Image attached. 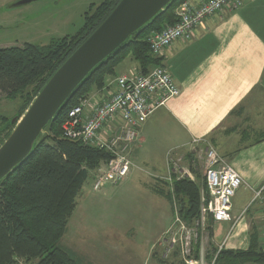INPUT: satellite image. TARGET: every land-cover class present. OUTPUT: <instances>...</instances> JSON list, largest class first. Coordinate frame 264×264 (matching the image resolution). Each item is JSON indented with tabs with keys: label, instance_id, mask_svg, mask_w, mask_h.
<instances>
[{
	"label": "crops",
	"instance_id": "1",
	"mask_svg": "<svg viewBox=\"0 0 264 264\" xmlns=\"http://www.w3.org/2000/svg\"><path fill=\"white\" fill-rule=\"evenodd\" d=\"M256 1L244 0L242 6L233 12L206 18L190 41H176L165 50L160 64L170 72L180 95L149 116L130 155L132 164V158L149 162L161 157L162 161L170 151L176 153L174 159L182 157L187 153L180 155V152L187 148L189 161L193 160L192 157L201 158L200 176H197L201 184L203 151L206 145H210L238 172L242 184L231 201L230 215L236 225L230 235L226 238L231 223H215L208 218L207 232L216 248L226 238L224 248L245 250L251 230L259 233L260 245L264 242V213L258 206H250L244 212L252 198V190L264 181V140L258 142L264 132V35L261 32L264 31V21H254ZM133 70H137V65L130 69ZM130 71L115 77L127 75ZM113 89L109 86L98 97L105 99ZM194 140H197L196 144ZM189 164L191 166V162ZM162 165L159 164L160 171ZM153 167L156 166L153 164ZM168 175L169 165L165 161L164 172L150 177L161 180ZM161 198L164 201L160 208L162 216L167 210L171 214L170 202ZM77 206L76 202L75 209H79ZM88 213L82 208L76 213V230L78 226L83 228L80 223L86 222ZM91 221L93 224L91 219L88 222ZM122 241L108 243L109 251L105 247L103 254L98 252L93 263L125 264L133 261L137 264V257H118L128 244ZM152 246L146 243L142 248L144 255L139 264H172L171 261H162L158 249L153 250ZM126 255H130L129 252Z\"/></svg>",
	"mask_w": 264,
	"mask_h": 264
},
{
	"label": "trees",
	"instance_id": "2",
	"mask_svg": "<svg viewBox=\"0 0 264 264\" xmlns=\"http://www.w3.org/2000/svg\"><path fill=\"white\" fill-rule=\"evenodd\" d=\"M183 1L173 0L96 67L45 128L33 151L0 182V264H81L59 246V241L66 232L83 184L90 173L110 156L103 150L61 139L60 125L68 110L77 105L80 99L92 91L105 88L108 81L115 77L116 66L126 58L130 57L136 62L141 74H146L161 63L162 58L150 54L145 42L146 36L173 25L177 21L174 11ZM118 2L105 0L94 9L91 7L84 15L83 25L76 35L53 41L45 48L31 44L0 48V93L5 94L8 100H20L18 117L55 71L103 22ZM9 120L1 116L0 129ZM11 130L0 139V145ZM263 140L264 132L258 142ZM194 174L198 179V175ZM158 182L153 192L171 203L172 194ZM171 188L181 218L192 223L199 215L201 192L206 193L203 178L201 184L185 178L174 180ZM210 247L207 258L217 253L214 264H264V248L255 230L250 231L245 250L222 247L217 252L216 247ZM177 261V264H182Z\"/></svg>",
	"mask_w": 264,
	"mask_h": 264
},
{
	"label": "built area",
	"instance_id": "3",
	"mask_svg": "<svg viewBox=\"0 0 264 264\" xmlns=\"http://www.w3.org/2000/svg\"><path fill=\"white\" fill-rule=\"evenodd\" d=\"M244 0H185L174 11L176 22L159 32L146 36L150 54L161 58L174 42L190 41L203 26L206 18L240 8ZM113 86L105 99L98 95ZM180 95V89L164 65L154 66L146 74L138 70L116 77L106 88L79 100L71 107L60 125L61 139L103 150L110 158L100 163L93 173L92 189L104 185L116 186L130 174V155L138 141L140 129L158 108ZM197 140L193 143L196 144ZM194 147H192L193 149ZM173 153V152H172ZM169 175L162 179L172 194L171 222L161 239L163 259L171 255L182 264H214L217 253L207 258L208 218L215 223L236 222L230 215L231 201L242 184L238 172L210 145L203 151L202 178L206 193L201 192L199 215L187 223L179 214L178 203L172 193V182L179 179L195 181L194 172L181 166L180 159L167 154ZM256 204L264 213V181L252 190V198L244 212ZM243 212V213H244ZM242 213V214H243ZM226 238L217 247L225 245ZM210 240V239H209ZM211 245H214L210 241ZM211 250V249H210Z\"/></svg>",
	"mask_w": 264,
	"mask_h": 264
},
{
	"label": "rangeland",
	"instance_id": "4",
	"mask_svg": "<svg viewBox=\"0 0 264 264\" xmlns=\"http://www.w3.org/2000/svg\"><path fill=\"white\" fill-rule=\"evenodd\" d=\"M18 1L20 0H0V48L22 47L25 44L45 48L53 41L72 37L81 29L84 15L90 11V8H96L105 0H34L17 6L15 4ZM255 7L258 13L256 12L253 17L254 21L263 22L264 0H257ZM261 32L264 35V31ZM136 65V62L128 57L116 66L115 74L128 73ZM94 92L92 91L88 96ZM20 104V100H8L5 94L0 93V117L4 116L9 119L15 117ZM13 126L14 123L1 132V140L6 132L13 129ZM186 150L187 148L182 150L180 155L188 154ZM170 152L174 157L176 153ZM187 154L175 159H180L182 167L189 168L190 161L187 159L189 158ZM191 159H193L191 166L194 172L200 176L201 158L192 157ZM131 160L134 167L122 183L116 186L104 185L99 191L94 192L92 189L93 171L76 198L79 209H75L67 223V230L60 239L59 246L81 264H89L88 261L94 264L92 260L98 257V252L102 253L105 247L108 252V243H120V239L128 244L118 254L119 258L137 257L136 261L139 264L140 258L144 255L142 248L146 246V243H150L153 244V250L158 249L162 261H171L172 264L178 262L177 257L173 255L168 260L163 259L164 250L161 239L164 237L172 216L168 210L162 216L160 208L164 201L151 190L157 180L160 182L163 180L150 176L155 177L159 172H164V164L165 161L168 162V156L166 155L165 159L162 158V161L161 157L150 159L149 162L133 158ZM160 163L163 164L161 171L159 170ZM153 164L157 168L153 167ZM196 182L200 183L198 179ZM161 186L169 190L164 182ZM255 206L257 205L254 204L252 207ZM81 208L88 210L89 213L85 216L86 222L80 223L83 228L78 226L76 230L75 224L78 218L76 213ZM90 219L93 220V224L92 221L88 222ZM209 239L208 247H206L208 251L211 249ZM128 252L130 255H126ZM125 264H136V262L127 263L126 261Z\"/></svg>",
	"mask_w": 264,
	"mask_h": 264
},
{
	"label": "water",
	"instance_id": "5",
	"mask_svg": "<svg viewBox=\"0 0 264 264\" xmlns=\"http://www.w3.org/2000/svg\"><path fill=\"white\" fill-rule=\"evenodd\" d=\"M34 0H20V6ZM173 0H119L103 22L49 78L0 145V182L33 151L45 128L92 71ZM7 125L0 129L3 130Z\"/></svg>",
	"mask_w": 264,
	"mask_h": 264
}]
</instances>
